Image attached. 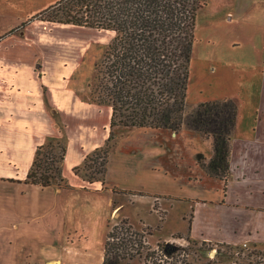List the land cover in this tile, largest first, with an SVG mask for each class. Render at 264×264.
<instances>
[{"label":"rangeland","instance_id":"1","mask_svg":"<svg viewBox=\"0 0 264 264\" xmlns=\"http://www.w3.org/2000/svg\"><path fill=\"white\" fill-rule=\"evenodd\" d=\"M58 1L13 0V13L5 20H0L1 29L13 25L17 18L24 19V38L15 36L7 42L6 47L0 45V57L7 49L10 51L9 56L13 60V65L17 66V69H4L0 72V100L7 102L8 110L9 107H18L22 102L24 106L26 105L24 119L21 115L18 116L16 111L15 116L18 118L13 119L8 127L17 133L14 135L17 141L24 139V149L11 151V155L13 154L19 164L26 165L30 156V144L35 140L33 137L46 130L53 120L47 97L60 102L66 92L63 90L64 86L70 85L76 89L82 100H88L89 85L94 78L95 66L102 61L110 43L111 33L108 31L73 28L60 24L52 26L55 23L40 21L38 14ZM200 1L204 6L197 12L195 19L186 101L197 106L208 102L233 100L238 109L236 137L240 138L238 140L248 141L244 138H254L251 134L255 116L252 109L253 104L255 103V106L257 103L256 90L250 89L256 88L259 82L257 77L261 78V70L254 62L258 59L256 56L264 51V0ZM236 7L238 10L234 11ZM21 28L23 27L20 26L18 30H22ZM12 81L23 89L20 93H17V90H9ZM36 98L39 100L36 102L37 106H29V102ZM26 109L30 110L26 112ZM83 116L84 113L81 114V118L79 115L68 117L64 123L67 141L63 139V142L65 145L68 144L72 157L78 153L80 146H84L82 144L97 142L104 133L100 128L105 120L103 115L99 116V119ZM54 123L58 124L59 134L63 136L61 123L58 119H55ZM90 124L92 128H96L95 131L91 130ZM5 127L4 123L0 124V130H4ZM127 139L128 137L120 139L118 135L116 137L115 149H118V154L113 159L114 166H117V159L121 156L130 159L131 153L128 151L134 143L133 136L129 135L128 141ZM157 142L158 151L150 155L151 159L148 151L143 150L141 157L144 152L147 156L139 160L148 168L150 179L131 178L126 181L115 178L118 186L134 188L142 186L141 188L145 190L151 182L159 189L177 197L193 189L188 178H196L198 165L204 167L205 171L209 167L212 172L229 180L230 173L224 174L223 166L218 162L210 161L211 158L197 160L206 152L207 145L199 143L198 148L197 142L182 136L168 141L159 139ZM81 173H87L86 169H82ZM152 175H157L158 180H152ZM150 200L147 198L134 200L127 194L117 196L114 200L117 205L114 206L119 204L121 208L114 212L110 228L121 219H126L137 231L147 233V235L143 233L146 247L158 251L160 244H168L184 249L178 258L186 264H264V243L254 244L256 247L252 248V244L244 242L247 252H241L229 250L227 246L221 245L234 244L189 238L188 222L191 212L188 209L185 216H182L185 212L184 203L177 204L175 200L154 201L153 213V210L149 209ZM90 201L89 198L83 201L79 199L77 204L82 202L85 205L84 215L80 216V219H85L86 216L92 219L89 228L92 226L95 232L97 225H94V221L97 219L101 221L98 228L102 230V222L108 217L110 208H106L105 201L101 198ZM164 202L171 203V207ZM84 223L85 220H82V224ZM178 237L180 239H176ZM243 244L234 246L245 248ZM168 263L171 264L170 259ZM123 264L143 262L136 259Z\"/></svg>","mask_w":264,"mask_h":264},{"label":"crops","instance_id":"2","mask_svg":"<svg viewBox=\"0 0 264 264\" xmlns=\"http://www.w3.org/2000/svg\"><path fill=\"white\" fill-rule=\"evenodd\" d=\"M12 1L0 0V20H5L13 13ZM236 10H238L237 7L234 11ZM23 25L24 19L17 18L13 25L1 28L0 45L6 47L7 42L15 36L24 38ZM54 25L56 24H52V26ZM20 26L23 27L22 30H18ZM64 26L81 28L72 25ZM42 27L45 28V26ZM112 37L111 33L109 41ZM9 52L5 49V53L0 57V72L4 69H17V66L13 65ZM257 57L254 64L261 70V78L257 77L259 80L257 87L250 89L251 91L256 90L257 97V103L255 106V103L253 104L252 109V113H255L251 130L254 138H244L248 141H243L236 137L238 109L234 101L231 100L230 102L235 106L236 120L232 131V148L229 156L230 178L225 190L222 180L210 177L204 167L198 164L199 171L196 178H188L193 189L191 192L177 197L159 189L151 182L145 190L141 188L142 186L134 188L116 184L115 178L127 181L131 178H134L132 180H143L145 177H151L148 168H145L143 161L139 160L147 156L144 152L141 157L143 150L148 151L151 159L150 155H154L158 151L156 144L159 139L168 141L182 136L197 142L198 148L200 147L199 143L205 144L208 148L197 160L210 159L212 151L208 144L197 132L187 129L181 130L178 134L152 129L118 131L117 135L120 136V139L125 137L129 139V135L133 136L134 143L131 142L130 151H128L131 153L130 159L121 156L117 159V166H114L113 159L118 154L116 148L109 156L103 184H87L74 174V169L82 166L87 155L104 145L108 137L111 109L107 105H96L82 100L76 89L70 85L64 86L63 90L66 92L60 102L47 97L49 112L53 120L51 119L52 122L46 130L33 137L35 140L30 144V156L26 165L19 164L13 154L11 155V151L24 149V139L17 141L14 136L17 133L13 128L8 129V127L13 119L18 118L15 116L16 111L17 115H21L24 119L26 105L24 106V102H22L18 107H9L8 110L7 102L0 100V124L4 123L6 126L4 130H0V264H102L109 225L112 224L114 212L121 208L119 204L114 206L117 205L114 200L122 194L130 195L134 200L146 198L150 200L151 198L148 202L149 209H152L153 213L154 201L175 200L178 202L177 204L184 203L185 212L182 213V216H185L188 209L191 212V238L234 245L244 242L248 244L264 243V51ZM9 90H17V93H20V90L23 89H20L12 81ZM36 102H39L37 98L31 100L28 105L35 107L38 104ZM186 103L188 104L187 101ZM29 110L26 109V112ZM82 113H84L83 117L91 119L95 117L99 119V116L103 115L105 120L100 128L104 133L97 142L82 144L84 146H80L78 153L73 157L70 156L68 144L66 145L62 176L68 187L60 188L52 185L42 188L24 183L36 147L52 138L60 137L67 141L64 123L67 122L68 117L78 115L80 117ZM55 119H58V122L63 126V136L59 134V126L54 123ZM22 127L24 129V124ZM90 127L91 130H96V128H92L91 124ZM155 179L157 181L158 176L152 175V180ZM76 197H80L79 199L82 201L85 198H89L91 201L94 198H101L105 201L106 208H110V213L102 222V230L98 228V224L101 222L99 219L94 221V225H97L95 231L97 233L94 232L92 226L89 228V224L93 222L92 219H88V216L85 219H80V216L84 215L83 209L86 207L82 202L78 205L79 199ZM166 202L164 203L171 207L172 204ZM82 220H85L84 224H82Z\"/></svg>","mask_w":264,"mask_h":264},{"label":"trees","instance_id":"3","mask_svg":"<svg viewBox=\"0 0 264 264\" xmlns=\"http://www.w3.org/2000/svg\"><path fill=\"white\" fill-rule=\"evenodd\" d=\"M203 6L200 0H59L38 14L42 22L113 35L102 61L95 66L86 100L111 109L104 145L74 169V174L87 184H103L117 133L126 129L197 132L212 151L210 161L221 164L224 174L230 173L235 106L230 101L197 106L186 103L195 19ZM65 155L66 145L61 138L37 146L24 183L67 188L62 176ZM82 169L87 173L82 174ZM206 169L210 177L224 182L225 190L228 179ZM143 233L126 219L117 222L107 234L102 264L131 263L136 259L143 264H169L168 259L171 264L183 263L178 257L184 249L160 244L155 251L146 247ZM221 245L247 252L246 247Z\"/></svg>","mask_w":264,"mask_h":264},{"label":"built area","instance_id":"4","mask_svg":"<svg viewBox=\"0 0 264 264\" xmlns=\"http://www.w3.org/2000/svg\"><path fill=\"white\" fill-rule=\"evenodd\" d=\"M244 247H246V244H243Z\"/></svg>","mask_w":264,"mask_h":264}]
</instances>
